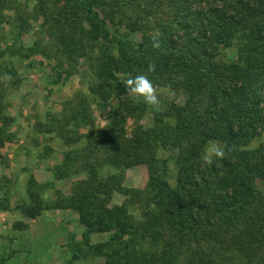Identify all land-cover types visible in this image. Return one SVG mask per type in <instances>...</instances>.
Listing matches in <instances>:
<instances>
[{
  "label": "trees",
  "instance_id": "16d2710c",
  "mask_svg": "<svg viewBox=\"0 0 264 264\" xmlns=\"http://www.w3.org/2000/svg\"><path fill=\"white\" fill-rule=\"evenodd\" d=\"M58 1L49 10L47 1L39 0L38 11L52 17L50 33L64 59L86 55L87 47L98 44L97 81L89 88L100 101L105 123L95 125L85 100L73 105L62 122H54L65 143L84 138L83 144L63 150L58 176L78 171L85 176L50 204L29 191L25 215L34 217L49 207L76 210L85 227V249L103 255V264H264V190L259 183L264 142L249 146L264 128V0H169L168 10L155 20V31L148 20L130 17L128 8L138 0ZM134 32H140L139 40L131 38ZM157 33L159 50L151 46V35ZM36 52L47 55L37 42L11 49L21 57ZM152 61L156 70L148 73ZM141 73L155 85L187 91L182 103L170 101L155 110L148 126L138 121L147 104L121 96L129 76ZM62 74L58 71L56 80ZM128 117L135 118L131 135ZM0 120L1 148L11 133L5 128L8 116L0 113ZM210 141L234 150L203 165L200 157ZM160 147L176 148L173 184L168 156L158 155ZM138 164L148 171L145 186L124 185L125 169ZM107 165L115 170L101 175ZM116 191L124 204L109 206ZM131 204L139 206V219L127 211ZM8 205L0 197V209ZM91 231L111 235L91 243ZM81 249L75 242L73 257Z\"/></svg>",
  "mask_w": 264,
  "mask_h": 264
},
{
  "label": "rangeland",
  "instance_id": "374dc122",
  "mask_svg": "<svg viewBox=\"0 0 264 264\" xmlns=\"http://www.w3.org/2000/svg\"><path fill=\"white\" fill-rule=\"evenodd\" d=\"M46 1L49 10L59 3L58 0L53 3ZM38 2L0 1V113L8 116L5 128L11 133V138L0 148V197L6 198L9 203L7 208L0 209V256L4 258L1 264H103V255L85 249L82 238L85 227L79 222L76 210L49 207L43 208L34 217L25 215L23 211L30 202L29 191L50 204L57 195L69 194L71 186L85 176L83 171L66 177L58 176L57 168L63 150L76 148L84 143V138L65 143L54 122H62L64 114L73 105L85 100L92 107L95 125L105 123L100 101L97 102L89 88L97 81L94 70L98 44L87 47L86 55L64 59L50 33L52 17L48 14L46 18L38 11ZM168 7L169 0H138L128 11L133 19L148 20L155 31V20L163 17ZM121 30L126 31V28L122 26ZM131 38L139 40L140 32L132 33ZM34 42L46 50L47 55L36 52L29 57H21L11 53V49L19 44L27 46ZM225 52L231 54L227 49ZM217 57L220 60L224 58L220 54ZM9 68H13L15 74H11ZM58 71L63 74L56 80ZM155 86L161 102L159 109L170 101L182 103L187 96L184 88L172 89L175 94L170 95L168 87ZM121 96L143 101L142 97L134 98L127 91ZM155 110L158 109L147 105L138 121L144 126L150 125ZM134 122L135 118H127L128 135L133 133ZM69 128L72 133L74 127L69 125ZM84 130V127L79 128L80 133ZM261 142H264V128L249 146ZM175 154L176 148H158L159 156H168V179L172 184L175 179ZM79 164L78 161L73 167ZM114 170L108 165L103 166L101 175ZM30 178L34 182H30ZM147 179L146 166L133 165L125 169L123 184L144 187ZM259 183L264 190V179ZM113 204H124L123 194L114 192L109 206ZM127 211L140 218L137 204L128 205ZM110 235L107 231H91L87 239L95 243L108 239ZM75 242L82 248L77 251V257H73Z\"/></svg>",
  "mask_w": 264,
  "mask_h": 264
},
{
  "label": "clouds",
  "instance_id": "9594fccd",
  "mask_svg": "<svg viewBox=\"0 0 264 264\" xmlns=\"http://www.w3.org/2000/svg\"><path fill=\"white\" fill-rule=\"evenodd\" d=\"M151 46L154 49L162 48V41L159 34L151 35ZM156 70V64L154 61L149 62L147 66V72L153 73ZM126 91L134 98H143V102L149 106L156 107L159 110L160 99L157 94V88L149 78L147 74L141 73L135 76H129L124 82ZM169 94L174 95L175 92L168 86ZM234 150L233 145L221 143L219 141H210L205 147L203 154L200 157L203 165L211 166L216 160L225 159Z\"/></svg>",
  "mask_w": 264,
  "mask_h": 264
}]
</instances>
